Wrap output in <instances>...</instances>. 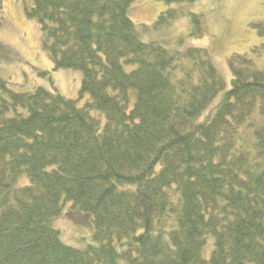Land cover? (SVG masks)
<instances>
[{"label": "trees", "instance_id": "obj_1", "mask_svg": "<svg viewBox=\"0 0 264 264\" xmlns=\"http://www.w3.org/2000/svg\"><path fill=\"white\" fill-rule=\"evenodd\" d=\"M134 1L22 0L89 100L0 78V264H264V68L230 56L227 87L207 48L141 40ZM157 1L154 26L203 34L198 0ZM67 200L92 217L83 248L53 224Z\"/></svg>", "mask_w": 264, "mask_h": 264}, {"label": "rangeland", "instance_id": "obj_2", "mask_svg": "<svg viewBox=\"0 0 264 264\" xmlns=\"http://www.w3.org/2000/svg\"><path fill=\"white\" fill-rule=\"evenodd\" d=\"M185 6L200 14L204 24L202 35L190 34L193 27L187 16H180L167 25L154 26L160 12L169 7L161 1L136 0L131 3L128 16L141 40L156 42L172 53L189 47L207 48L227 87L231 79L230 56L246 54L258 68H264V49L260 48L264 36H260L255 27L264 21V0H198ZM0 17V78L7 86L18 92L40 86L77 99L82 72L53 70V63L42 48L39 24L26 17L22 0H0ZM253 47H258L257 53L251 50ZM88 100L89 95L84 93L78 103L83 106ZM92 114L104 120L98 111ZM53 224L65 244L83 248L94 241L92 217L73 208L68 200Z\"/></svg>", "mask_w": 264, "mask_h": 264}]
</instances>
